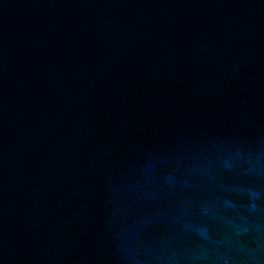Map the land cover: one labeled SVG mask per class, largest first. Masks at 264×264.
<instances>
[{"label": "water", "instance_id": "95a60500", "mask_svg": "<svg viewBox=\"0 0 264 264\" xmlns=\"http://www.w3.org/2000/svg\"><path fill=\"white\" fill-rule=\"evenodd\" d=\"M0 264H264V0H0Z\"/></svg>", "mask_w": 264, "mask_h": 264}]
</instances>
